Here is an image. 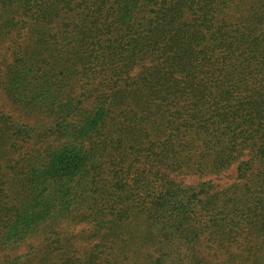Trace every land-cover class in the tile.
<instances>
[{
  "label": "trees",
  "instance_id": "obj_1",
  "mask_svg": "<svg viewBox=\"0 0 264 264\" xmlns=\"http://www.w3.org/2000/svg\"><path fill=\"white\" fill-rule=\"evenodd\" d=\"M0 264H264V0H0Z\"/></svg>",
  "mask_w": 264,
  "mask_h": 264
}]
</instances>
